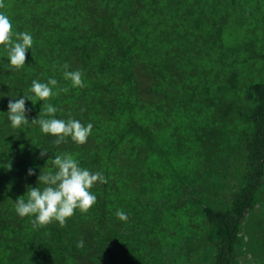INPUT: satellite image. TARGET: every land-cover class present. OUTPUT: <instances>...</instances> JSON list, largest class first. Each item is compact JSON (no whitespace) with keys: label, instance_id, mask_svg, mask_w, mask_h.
I'll list each match as a JSON object with an SVG mask.
<instances>
[{"label":"trees","instance_id":"obj_1","mask_svg":"<svg viewBox=\"0 0 264 264\" xmlns=\"http://www.w3.org/2000/svg\"><path fill=\"white\" fill-rule=\"evenodd\" d=\"M4 4L34 45L18 70L0 47V112L55 77L56 118L94 127L56 145L0 115V264H264V0ZM42 104L26 101L29 122ZM63 152L108 182L88 212L36 226L14 203Z\"/></svg>","mask_w":264,"mask_h":264},{"label":"clouds","instance_id":"obj_2","mask_svg":"<svg viewBox=\"0 0 264 264\" xmlns=\"http://www.w3.org/2000/svg\"><path fill=\"white\" fill-rule=\"evenodd\" d=\"M5 6L4 0H0V8ZM34 45L33 35L28 32H15L10 17L0 11V47L9 63L5 64L10 70L25 67L26 53ZM0 63H3L0 62ZM4 64V63H3ZM70 65H63V79L71 82V87H83L84 79L81 70H69ZM59 81L55 77H49L46 82L33 80L28 93L19 99L11 98L8 103L6 115L9 126L14 129L26 125H38L41 133L55 137V144L60 145L70 139L73 143L83 145L87 142L93 131V123L86 125L75 118H56L58 108L49 99L59 94L57 89ZM67 91L68 89H60ZM26 101L33 105L42 101V108L38 118L29 122ZM35 101V103H33ZM49 151L41 150L40 156H47ZM51 161V167L48 162ZM10 167V165H9ZM36 174L35 168L28 170V175ZM106 184L108 179L102 171H92L82 167L80 161L71 153L63 152L49 157L46 166L40 169L35 187L28 186L26 194L19 197L15 204V211L20 217L32 218L36 226H43L53 221L61 225L72 217L76 210L88 212L97 202V196L91 191L97 183ZM115 215L120 221H127L128 214L123 209H118ZM85 241L82 239L78 247L83 248Z\"/></svg>","mask_w":264,"mask_h":264}]
</instances>
